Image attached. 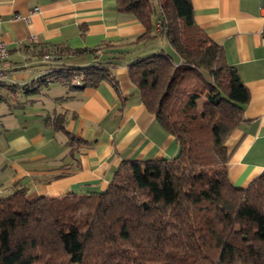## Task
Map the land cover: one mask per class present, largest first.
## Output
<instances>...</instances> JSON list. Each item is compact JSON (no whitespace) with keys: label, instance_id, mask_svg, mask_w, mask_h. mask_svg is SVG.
I'll return each mask as SVG.
<instances>
[{"label":"trees","instance_id":"16d2710c","mask_svg":"<svg viewBox=\"0 0 264 264\" xmlns=\"http://www.w3.org/2000/svg\"><path fill=\"white\" fill-rule=\"evenodd\" d=\"M155 3L116 0L144 25L139 39L165 37L180 59L161 51L128 65L177 153L124 159L99 191L49 197L15 187L0 197V264H264V171L234 186L224 144L242 120L248 90L195 23L191 0ZM62 72L41 81L111 79L98 63ZM53 121L62 128L61 114ZM81 142L69 136L70 147Z\"/></svg>","mask_w":264,"mask_h":264},{"label":"crops","instance_id":"0c3cea01","mask_svg":"<svg viewBox=\"0 0 264 264\" xmlns=\"http://www.w3.org/2000/svg\"><path fill=\"white\" fill-rule=\"evenodd\" d=\"M191 4L195 23L221 46L249 93L242 120L224 141L230 181L246 187L264 171V0ZM0 30L8 48L0 61V197L17 186L49 197L99 191L124 159L175 156L177 141L128 74L136 59L173 50L162 36L139 39L144 25L116 0H0ZM173 59L180 61L175 53ZM97 63L111 79L94 86L41 81ZM58 114L62 128L53 121ZM70 135L82 142L70 147Z\"/></svg>","mask_w":264,"mask_h":264},{"label":"built area","instance_id":"2783aa9c","mask_svg":"<svg viewBox=\"0 0 264 264\" xmlns=\"http://www.w3.org/2000/svg\"><path fill=\"white\" fill-rule=\"evenodd\" d=\"M17 18L20 17V15H15ZM34 38V37H33ZM31 38V39H33ZM8 56V48L7 45L3 39L2 32L0 30V61L6 59ZM45 57H49L48 54L44 55ZM0 77H3V70L0 68Z\"/></svg>","mask_w":264,"mask_h":264},{"label":"rangeland","instance_id":"374dc122","mask_svg":"<svg viewBox=\"0 0 264 264\" xmlns=\"http://www.w3.org/2000/svg\"><path fill=\"white\" fill-rule=\"evenodd\" d=\"M152 1L154 2V4H156V3H155V2H156V0H152ZM33 37L35 38V36H34V35H32V36H30V37H29L31 41H33V40H34V38H33ZM31 38H33V39H31ZM157 41L159 42V40H157ZM166 51H167V50H166ZM170 52H171V51H170ZM167 53H168V52H167ZM171 54H172V55H174V52H172ZM49 56H50V55H49ZM0 107H5V104H4V103H1V104H0Z\"/></svg>","mask_w":264,"mask_h":264}]
</instances>
